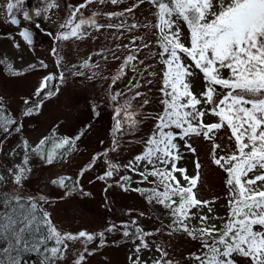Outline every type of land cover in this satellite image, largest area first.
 <instances>
[{
	"label": "rangeland",
	"instance_id": "1",
	"mask_svg": "<svg viewBox=\"0 0 264 264\" xmlns=\"http://www.w3.org/2000/svg\"><path fill=\"white\" fill-rule=\"evenodd\" d=\"M51 1L47 0L45 5L40 6L22 4L16 12L21 24L15 25L6 10L9 0H0V106L3 115L15 121L7 131L0 128V175L4 177L0 191L44 196L46 201H41L40 205L50 214L61 233L104 232L103 246H100L99 236L86 245L80 240L68 242L64 258L57 260L56 264H75L78 253H84L86 257L83 264H154L156 261H161V264L165 261L199 264L196 257H203L206 251L199 230L214 226V234L218 236L230 215L229 201L233 197L226 183L228 173L214 163V157L227 158L237 152V142L230 128L225 126L214 130L210 134L212 139L202 134H192L183 139L175 136L174 143L181 155V159L176 161V168L186 169L188 177L198 173L199 179L193 192L197 199L209 202L191 208L184 220L193 235L183 229L176 230L179 224L166 202L159 203L155 198L150 200L149 193L136 191H165L161 178L148 173L153 167L161 171L172 168L171 163L163 164L155 158L153 163L135 161L145 152L146 142L157 131V118L164 113L166 105L163 101L168 99L161 91L165 87L166 65L163 61L167 59V54L161 56V33L156 27L157 6L151 0H118L116 4L110 0H92L90 3L87 0ZM49 4L53 6L48 7ZM81 4L86 6L80 8L76 19L81 16L84 19L94 18L96 24L102 27L85 25L81 38L57 40L61 32L68 30L62 26ZM37 9L40 15L36 14ZM25 11L28 18L24 16ZM109 13L122 15L109 16ZM33 17L38 19L36 25L32 22ZM177 23L181 42L190 46L187 25L182 20ZM23 25L33 29V42L29 43L20 35ZM53 49H56V55H53ZM129 55L135 59L114 83ZM181 59L186 65L192 63L184 54H181ZM85 61L88 66L82 67ZM190 71L193 73L187 78L190 90L201 99L202 103L197 108L205 113L192 123L196 124L199 120L203 124L220 122L210 109L230 90L213 85L214 103H205L202 96L207 87L204 74L195 67ZM61 73L63 81L59 79ZM50 74L56 77L48 89L54 94L48 98L44 93L37 96L36 90L41 81ZM230 75L227 69L221 70L222 78H229ZM117 93L121 95L112 100L111 96ZM26 100L28 104H25ZM41 100L43 103L38 111L24 115L28 107H34ZM126 104L130 105L129 111L138 123L129 127L122 121V130L114 132L115 111ZM78 135L80 138L74 146L68 151L63 150V157L57 156L52 163L34 151L42 139L48 138L43 148L49 152L64 138ZM187 144L195 149L194 153L186 147ZM213 144L219 145L214 153ZM25 155L28 156L30 171L23 186L18 187L9 170L14 171L17 165H22ZM95 156L99 158L93 163ZM89 164L93 166L80 175ZM111 164L118 166L112 177L99 179ZM222 164L225 161L222 160ZM228 166L225 164V167ZM140 173H145L147 179ZM172 175L175 181L167 183L173 187L189 186L185 174L173 172ZM252 175L249 173V177ZM67 176L72 177L67 187L53 183ZM122 177L130 179L123 181ZM122 184L124 187H121ZM169 195L172 200L179 199L171 192ZM201 217L207 219L202 221ZM112 225H115L114 230L108 231ZM137 228L143 233L139 238ZM125 231L129 232L128 236L123 234ZM47 246L52 247L53 242L49 241ZM5 247H8L7 242L0 240V249ZM161 250L167 253L163 259ZM24 252L27 251L13 252L12 255L20 258ZM0 258L7 260V255L0 252ZM237 264L251 262L237 258Z\"/></svg>",
	"mask_w": 264,
	"mask_h": 264
},
{
	"label": "snow or ice",
	"instance_id": "2",
	"mask_svg": "<svg viewBox=\"0 0 264 264\" xmlns=\"http://www.w3.org/2000/svg\"><path fill=\"white\" fill-rule=\"evenodd\" d=\"M23 2L24 0H9L6 5L11 23H20L16 18V12L19 11ZM87 2L90 3L92 0ZM110 2L116 4L118 0H110ZM151 2L158 8L156 27L161 33L159 41L162 47L161 56L167 54V59L163 61L166 65L165 87L161 91L168 99L163 101L166 105L164 113L157 118V131L146 142L145 152L137 156L135 161L153 163L155 158L163 164L171 163L172 168L161 171L153 167V170L148 173L161 178L165 191L159 192L156 189H136V191L149 193L148 198L150 200L155 198L159 203L170 201L166 206L172 208V213L176 217L175 222L179 224L176 230L183 229L189 235H193L184 220L188 218L191 208L204 206L209 202L197 199L193 192L199 179L198 173L196 176L188 177L186 169L176 168V161L181 159V155L177 151V144L174 143L175 136L183 139L192 134H202L205 138L212 139L210 134L214 130L229 127L237 142V152L227 158L214 157V163L228 173L226 183L230 186L233 197L229 201L230 215L218 236L214 234V226L199 230L206 251L203 257H196V259L199 264H237V258L248 259L251 264H264V0H151ZM52 6V4L48 5V7ZM85 6L81 4L71 13L70 19L62 26L68 30L61 32L56 37L57 40L81 38L85 25L102 27L96 24L94 18L84 19L81 16L78 20L76 19L80 8ZM36 14L40 15L39 9L36 10ZM108 15H122V13ZM24 16L28 18L27 11L24 12ZM180 20L189 30L190 46H185L180 40V28L177 23ZM174 26L175 30L172 31ZM20 35L29 43L32 42V33L28 29L21 31ZM181 54H184L192 63L184 64ZM53 55H56V49H53ZM134 59L133 55L126 58L120 72L113 80L114 83L120 78L124 68L128 67ZM41 65L46 67L43 62ZM87 66L88 62L85 61L82 67ZM192 67L199 69L207 82L206 90L202 93L205 103H214L213 85H220L230 90L215 107L210 109L220 118L218 123L203 124L202 120L196 124L192 123L193 120H198L205 115L204 111L197 108L202 101L191 92L187 80L193 75L190 71ZM222 69L230 72L229 78H222ZM9 70H12L11 65ZM54 79L56 77L51 74L45 77L37 88L36 95L40 96L44 93L45 98L51 97L54 93L48 89L50 82ZM59 79L63 81V73L60 74ZM58 90L57 88L56 91ZM119 95L121 94L112 95L111 99L115 101ZM28 103L26 100L25 104ZM42 103L41 100L34 107H28L24 115H32L38 111ZM129 108L130 105L126 104L116 109L114 132L122 130V121L129 127L138 123ZM14 123L11 117L3 115L2 106H0V128L7 131L8 127ZM172 126L181 131L175 135L172 131H165ZM80 135L75 138H64L49 152H45L43 148L48 138L42 139L34 151H37L48 163H52L54 158L64 154L57 150H70ZM25 147H28L27 141H25ZM186 147L191 152H195L190 144ZM218 147L219 145L213 144V153ZM98 158V156L93 157V163ZM222 160L230 166L225 167ZM27 164L28 156L25 155L22 165H17L14 171L9 170L13 182L18 187H22L24 180L27 179V173L30 171ZM92 166L93 164H89L80 175ZM117 167L115 164L109 165V170L99 179L106 180L112 177ZM196 167L199 169L198 162ZM257 171L259 174H256ZM173 172L185 174L189 186L173 187L172 184L167 183V181H175ZM249 173L253 175L249 177ZM140 175L147 179L145 173ZM121 179L128 181L130 178L122 177ZM71 180V177H60L53 183L67 187ZM3 181L4 177L0 175V184ZM176 184L178 185L179 182L176 181ZM121 187L124 185L122 184ZM170 192L178 196L179 200H171ZM41 201H46V198L24 195L18 191H0V240L8 244V247L0 249V252L7 255V260L0 258V264H20L18 256L12 255L13 252H40L41 246L45 254V264H56L57 260L64 258L70 241L80 240L86 245L99 236L100 246L104 245V232L61 233L53 224L50 214L41 207ZM206 219L207 217H201L202 221ZM114 228L115 225H112L108 231H113ZM136 232L138 238L143 235L139 228ZM123 234L128 236L129 232L125 231ZM49 241L53 242L52 247L47 246ZM142 246L147 247L146 244ZM139 250L138 246L137 252ZM84 251H88L87 247ZM161 251L163 259L167 253ZM85 259L84 253H78L75 264H83ZM154 264H161V261H156ZM164 264H172V262L165 261Z\"/></svg>",
	"mask_w": 264,
	"mask_h": 264
},
{
	"label": "trees",
	"instance_id": "3",
	"mask_svg": "<svg viewBox=\"0 0 264 264\" xmlns=\"http://www.w3.org/2000/svg\"><path fill=\"white\" fill-rule=\"evenodd\" d=\"M165 131H172L173 133L176 134V133L180 132L181 130L175 128V126H172L171 128L165 129ZM65 147H67V146H65ZM58 151L59 152H63V149H59ZM63 155H60V156L63 157ZM1 187H2V184H0V188ZM170 197H171V195H170ZM171 200H172V198H171ZM173 200L178 201L179 199L178 198H173ZM165 202H166L165 205H167L170 201H165ZM174 206L175 205H173V207ZM42 251H43V246H41V251L40 252H37V253L30 252V251L24 252L23 255L19 258L20 264H37V263L38 264H45V254Z\"/></svg>",
	"mask_w": 264,
	"mask_h": 264
},
{
	"label": "flooded vegetation",
	"instance_id": "4",
	"mask_svg": "<svg viewBox=\"0 0 264 264\" xmlns=\"http://www.w3.org/2000/svg\"><path fill=\"white\" fill-rule=\"evenodd\" d=\"M51 2H54L53 0L51 1ZM47 3V0H24V2H23V4H25V5H29V4H38L39 6L40 5H45ZM18 17V16H17ZM19 18V17H18ZM19 21L21 22V20L19 19ZM38 21V19H35L34 17H33V19H32V22H33V24H35L36 25V22ZM19 24H21V23H19ZM19 24H15V25H19ZM24 28H29V29H31L32 31H33V29L30 27V26H28V25H23V27H22V29H24Z\"/></svg>",
	"mask_w": 264,
	"mask_h": 264
},
{
	"label": "water",
	"instance_id": "5",
	"mask_svg": "<svg viewBox=\"0 0 264 264\" xmlns=\"http://www.w3.org/2000/svg\"><path fill=\"white\" fill-rule=\"evenodd\" d=\"M16 18L19 20V18L17 16H16ZM24 29H28L32 33V42H33L34 41V33H33V31L31 29H29V28H24Z\"/></svg>",
	"mask_w": 264,
	"mask_h": 264
}]
</instances>
